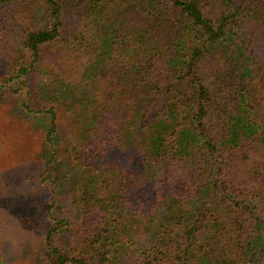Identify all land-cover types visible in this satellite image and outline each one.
<instances>
[{
    "label": "trees",
    "instance_id": "16d2710c",
    "mask_svg": "<svg viewBox=\"0 0 264 264\" xmlns=\"http://www.w3.org/2000/svg\"><path fill=\"white\" fill-rule=\"evenodd\" d=\"M0 104L40 264H264V0H0Z\"/></svg>",
    "mask_w": 264,
    "mask_h": 264
},
{
    "label": "rangeland",
    "instance_id": "374dc122",
    "mask_svg": "<svg viewBox=\"0 0 264 264\" xmlns=\"http://www.w3.org/2000/svg\"><path fill=\"white\" fill-rule=\"evenodd\" d=\"M38 133L32 127L20 123L9 115L5 114L2 104H0V172L5 174L7 190L10 192V200L7 203V218H3L0 225V237L6 239L10 245L11 253L16 257L26 258L16 264H40L35 253L34 237V215L39 217V212L29 211L27 199H25V185L22 181L30 180L35 162L39 156ZM128 156H124L127 159ZM7 175V176H6ZM65 192L56 195V202L53 211L70 215V206L67 204ZM68 195V194H67ZM2 202V203H1ZM0 205L6 203L1 200ZM5 227H2V226Z\"/></svg>",
    "mask_w": 264,
    "mask_h": 264
}]
</instances>
